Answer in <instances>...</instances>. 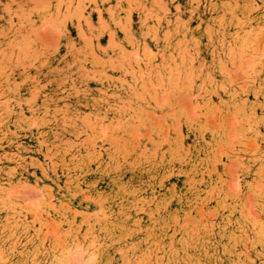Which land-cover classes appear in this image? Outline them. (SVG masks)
<instances>
[{"label":"rangeland","instance_id":"rangeland-1","mask_svg":"<svg viewBox=\"0 0 264 264\" xmlns=\"http://www.w3.org/2000/svg\"><path fill=\"white\" fill-rule=\"evenodd\" d=\"M0 264H264V0H0Z\"/></svg>","mask_w":264,"mask_h":264},{"label":"bare ground","instance_id":"bare-ground-1","mask_svg":"<svg viewBox=\"0 0 264 264\" xmlns=\"http://www.w3.org/2000/svg\"><path fill=\"white\" fill-rule=\"evenodd\" d=\"M230 125V124H229Z\"/></svg>","mask_w":264,"mask_h":264}]
</instances>
